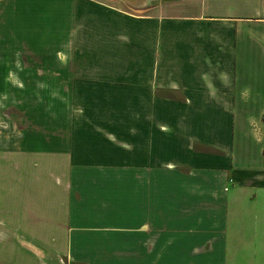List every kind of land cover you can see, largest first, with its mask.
<instances>
[{
	"label": "crops",
	"instance_id": "crops-1",
	"mask_svg": "<svg viewBox=\"0 0 264 264\" xmlns=\"http://www.w3.org/2000/svg\"><path fill=\"white\" fill-rule=\"evenodd\" d=\"M233 1L0 0V94H50L0 105V264H264V0Z\"/></svg>",
	"mask_w": 264,
	"mask_h": 264
},
{
	"label": "rangeland",
	"instance_id": "rangeland-1",
	"mask_svg": "<svg viewBox=\"0 0 264 264\" xmlns=\"http://www.w3.org/2000/svg\"><path fill=\"white\" fill-rule=\"evenodd\" d=\"M210 1L213 2V0H210ZM215 1L216 2L219 1V3H220L219 8H221V10H223V11H228L230 8L231 9H237V3L239 2V1H233V0H215ZM206 2H209V0H206ZM49 95L50 94H46V95L45 94H9V96H6V94H0V99H1L0 100V105H2L3 103L6 102V98H7V100H10L11 99V100H15L16 102H18V101L21 102L23 100H29L30 102H33L35 100L36 101H39L40 99L41 100H45L47 98H48L47 100H49V97H48ZM52 95H54V94H52ZM69 110L72 111L71 109H69V104L64 102L63 128L65 126H68L69 125V122H68L69 119L67 118V114H68ZM2 112H4V114H3L4 115V118L3 119H5V110H2ZM32 112H36V110H33ZM47 113L50 114L49 110H47ZM16 114H17V112H16ZM25 114H26V116H29L30 115V114H27V113H25ZM16 116L18 118H20L19 116H21V114L18 113ZM18 127L21 129V127L18 126V123H17V127L16 128L18 129ZM250 139L251 140H249V142L245 143V148L248 150V153H251L252 155H255L259 151L260 144L258 142H253V139L251 137H250ZM69 171H72L73 172V174H71L72 176H78V173H79L78 172V169L67 168V167H60V174H66ZM85 171H88V170L85 169ZM81 172H82V174H84V171H81ZM96 175H97V177H100L101 176L99 174H96ZM82 176H84V175H82ZM113 176L114 177H118L117 171L114 172V175ZM85 178L86 177L84 176L83 179L80 180V181H82L81 188H84V189H86V187H88V185H87V183L85 181Z\"/></svg>",
	"mask_w": 264,
	"mask_h": 264
},
{
	"label": "trees",
	"instance_id": "trees-1",
	"mask_svg": "<svg viewBox=\"0 0 264 264\" xmlns=\"http://www.w3.org/2000/svg\"><path fill=\"white\" fill-rule=\"evenodd\" d=\"M263 156H264V151L262 152Z\"/></svg>",
	"mask_w": 264,
	"mask_h": 264
}]
</instances>
